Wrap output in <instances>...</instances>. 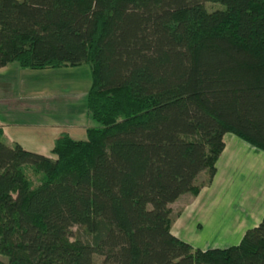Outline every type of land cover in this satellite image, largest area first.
<instances>
[{
	"label": "trees",
	"instance_id": "16d2710c",
	"mask_svg": "<svg viewBox=\"0 0 264 264\" xmlns=\"http://www.w3.org/2000/svg\"><path fill=\"white\" fill-rule=\"evenodd\" d=\"M11 64L89 66L100 127L51 157L0 128V264H264V214L201 250L169 208L211 183L225 135L264 153V0H0Z\"/></svg>",
	"mask_w": 264,
	"mask_h": 264
},
{
	"label": "rangeland",
	"instance_id": "374dc122",
	"mask_svg": "<svg viewBox=\"0 0 264 264\" xmlns=\"http://www.w3.org/2000/svg\"><path fill=\"white\" fill-rule=\"evenodd\" d=\"M7 69L0 73L5 81L0 116L4 115L5 132L25 150L51 157L50 149L62 134L86 140V129L100 127L86 106L89 66L24 70L15 65ZM224 139L227 155L217 164L218 181L203 207L187 200L189 193L169 205L171 232L195 249L238 244L245 230L257 225L264 214V153L230 134ZM207 179L197 180L200 189L207 187ZM187 205L194 208L183 212ZM77 237L81 234L74 227L72 239ZM100 261L95 258L94 264Z\"/></svg>",
	"mask_w": 264,
	"mask_h": 264
},
{
	"label": "crops",
	"instance_id": "0c3cea01",
	"mask_svg": "<svg viewBox=\"0 0 264 264\" xmlns=\"http://www.w3.org/2000/svg\"><path fill=\"white\" fill-rule=\"evenodd\" d=\"M14 66H15V64H11V65H8V66H6V67H3V68H0V73L1 72H3L4 70H6V68H8L7 70H11V69H13L14 68ZM2 82H3V85H2ZM4 75H2L1 76V74H0V92H4V90L2 91V89H4L5 88V84H4ZM4 87V88H3ZM4 118V115L3 116H0V128L3 130V136H4V140H5V142L8 144V145H11L13 142H16V141H14V139L10 136V135H8L5 131V129H4V124H3V122H2V119ZM224 138H225V136H224ZM224 141H225V139H224ZM224 144H225V142H224ZM21 145V144H20ZM22 146V145H21ZM23 147V146H22ZM24 148V147H23ZM40 153V152H39ZM226 145H225V148H224V150H223V152H222V154H221V156H220V158H219V160H218V162H217V164L218 163H220L225 157H226ZM223 162V161H222ZM218 165H216V175H215V177L213 178V180L211 181V183H208L207 182V187L206 188H201L200 189V192H199V194L198 195H196V196H194V195H189L190 197H186V199L187 200H189V198H191L192 200H193V203L195 204V206H196V204L198 205V206H200V207H203V205H204V202L206 201V199L208 198V196H209V192H210V190H211V188L216 184V182L218 181V167H217ZM203 178V180L204 179H207V175H206V173L205 172H202V173H200L199 175H198V177L196 178V184H197V180L199 179V178ZM207 181H208V179H207ZM198 185V184H197ZM199 187H201L200 185H198ZM182 196H185L184 194L183 195H181L179 198H182ZM179 198L174 202V204H177L179 201ZM169 208H171L170 206H169ZM191 208H194V205H192V206H190V205H187L186 207H185V209H183V212L186 210V209H188V210H190ZM255 222V221H254ZM254 222H253V225H255L254 224ZM239 223V222H238ZM257 223V222H256ZM243 227V226H242ZM244 228V227H243ZM175 235V234H174ZM178 237V236H177Z\"/></svg>",
	"mask_w": 264,
	"mask_h": 264
}]
</instances>
